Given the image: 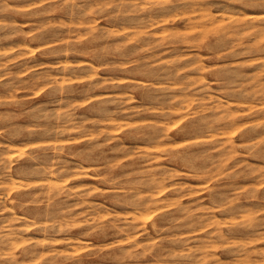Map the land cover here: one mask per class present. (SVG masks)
<instances>
[{
    "label": "rangeland",
    "instance_id": "obj_1",
    "mask_svg": "<svg viewBox=\"0 0 264 264\" xmlns=\"http://www.w3.org/2000/svg\"><path fill=\"white\" fill-rule=\"evenodd\" d=\"M0 183V264H264V0H0Z\"/></svg>",
    "mask_w": 264,
    "mask_h": 264
},
{
    "label": "bare ground",
    "instance_id": "obj_2",
    "mask_svg": "<svg viewBox=\"0 0 264 264\" xmlns=\"http://www.w3.org/2000/svg\"><path fill=\"white\" fill-rule=\"evenodd\" d=\"M189 2H190V1H189ZM200 3H201V1H200ZM204 5H205V3H204ZM202 6H203V5H202ZM202 6H201V7H202ZM191 7H192V6H191ZM209 9H210V8H209ZM207 10H208V9H207ZM208 11H210V10H208ZM202 12H203V9H202ZM202 12H201V13H202ZM201 13H200V14H201ZM211 13H212V12H211ZM203 14H204V13H203ZM202 18H203V17H202ZM204 18H205V17H204ZM191 20H192V19H191ZM160 39H161V38H160ZM196 63H197V62H196ZM188 81H189V79H188ZM195 81H196V80H195ZM179 108H180V107H179ZM252 108H253V107H252ZM180 109H181V108H180ZM257 121H258V119H257ZM221 130H222V128H221ZM233 131H234V130H233ZM233 131H232V132H233ZM214 134H215V133H214ZM214 134H213V135H214ZM214 136H215V135H214ZM210 137H212V136H210ZM11 177H12V176H11ZM54 181H55V180H54ZM12 182H13V181H12ZM48 182H49V181H48ZM51 182H52V180H51ZM0 184H1V183H0ZM4 184H6V183H4ZM11 186H13V185L11 184ZM57 187H58V186H57ZM8 188H9V187H8ZM159 191H161V190H159ZM159 191H158V192H159ZM151 194H152V193H150V195H151ZM70 195H71V194H70ZM151 196H153V194H152ZM152 201H153V199H152ZM5 203H6V202H5ZM5 205H6V204H5ZM145 211H146V210H145ZM59 226H60V225H59ZM205 226H206V225H205ZM9 227H11V226H9ZM7 231H8V230H7ZM7 231H5V232H7ZM14 231H15V230H14ZM11 232H13V230H11ZM218 232H219V231H218ZM6 234L8 235V233H6ZM18 234H19V233H18ZM220 234H221V233H220ZM15 240H16V239H15ZM27 240H28V239H27ZM23 241H24V240H23ZM41 241H42V240H41ZM204 243H205V242H204ZM213 244H214V243H213ZM17 246H18V244H17ZM2 248H3V247H2ZM10 249H12V248H10ZM57 250H58V249H57ZM42 252H43V251H42ZM10 254H11V253H10ZM212 254H213V253H212ZM206 256H208V255H206ZM40 259H41V258H40Z\"/></svg>",
    "mask_w": 264,
    "mask_h": 264
}]
</instances>
